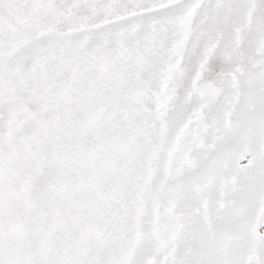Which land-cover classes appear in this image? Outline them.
<instances>
[{"label": "snow or ice", "instance_id": "1", "mask_svg": "<svg viewBox=\"0 0 264 264\" xmlns=\"http://www.w3.org/2000/svg\"><path fill=\"white\" fill-rule=\"evenodd\" d=\"M0 264H264V0H0Z\"/></svg>", "mask_w": 264, "mask_h": 264}]
</instances>
